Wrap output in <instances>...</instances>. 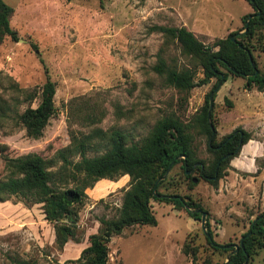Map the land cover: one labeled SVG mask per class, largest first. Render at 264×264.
Returning <instances> with one entry per match:
<instances>
[{"label":"rangeland","instance_id":"obj_1","mask_svg":"<svg viewBox=\"0 0 264 264\" xmlns=\"http://www.w3.org/2000/svg\"><path fill=\"white\" fill-rule=\"evenodd\" d=\"M3 1L13 9L10 25L19 40L4 37L0 44V180L8 176L4 157L33 153L50 160L70 144L71 134L90 135L94 149L86 156L97 157L106 152L111 133H122L128 144L140 143L159 120L171 116L187 126L197 163L211 166L210 139L198 117L216 79L190 90L167 85L154 70L158 57L169 69L193 72L196 83L203 74L199 61L158 28H179L187 21L199 33L195 37L210 47L241 30L242 16L252 11L245 0ZM260 45L264 49V39ZM257 46L252 54L264 75V51ZM46 75L55 84L56 111L42 137L32 139L18 115L39 104ZM244 85V79L229 77L213 99L208 119L216 131L213 143L235 130L251 134L237 157L220 167L217 186L200 179L198 171L186 179L177 165L160 189L199 204L209 214L220 245H239L250 222L264 214V90H246ZM247 147L254 151L242 155ZM192 178L198 182L193 184ZM129 180L127 175L116 182L104 179L86 189V198L74 206L78 219L73 236L63 246L56 242L54 224L45 220L41 204L17 198L0 203V264H82L76 260L89 236L98 233L99 219L116 218ZM106 184L116 186L99 194ZM150 205L157 225L135 226L113 236L107 264L226 262V255L206 244L200 222L184 209L158 201ZM184 246L196 254L194 263L183 254ZM247 264H264V248Z\"/></svg>","mask_w":264,"mask_h":264},{"label":"trees","instance_id":"obj_2","mask_svg":"<svg viewBox=\"0 0 264 264\" xmlns=\"http://www.w3.org/2000/svg\"><path fill=\"white\" fill-rule=\"evenodd\" d=\"M245 1L251 6L252 13L242 17L241 30L230 33L225 39L215 41L210 47L200 42L184 26L158 28L161 33L176 39L187 55L199 61L203 74V78L196 83L193 72L169 69L165 61L158 57L154 70L165 78L167 85L179 90H190L216 79L215 85L206 97L208 102L198 117L201 131L211 139L210 143L208 141V151L214 159L209 168L197 163L187 126L174 116L164 117L140 143L128 144L127 137L122 133H111L106 141L108 147L106 152L97 157L86 156L88 151L94 149V144L91 141L92 137L84 134L80 136L71 134L70 144L57 150L50 160L33 153L16 158L4 157L8 176L0 180V203L17 198L27 204H41L45 220L54 224L56 242L63 246L73 236L78 219L74 206L86 198L85 190L92 188L100 180L116 182L127 175L130 179L129 185L123 191L116 218L99 219L101 227L98 233L89 236V245L82 250L76 260L82 264H107L112 237L120 235L125 229L144 225L156 226L151 201L170 203L175 208L184 209L193 221L200 222L201 214L192 212L197 209L205 212L200 205L181 194L161 192L160 189L169 180V176L162 178L169 167L170 173L175 166L180 165L186 179H190L186 172L192 171V174L198 171L200 179L216 187L220 179V167L237 157L240 146L245 145L251 138L250 133L235 130L220 143L215 144L213 141L216 131L214 128L211 130L208 123L211 117V113L208 116L209 96L212 94L214 99L217 85L219 83L223 85L229 77L244 79L246 90L252 87L258 91L264 90V75L259 71L252 54V49L257 45L260 46V51H264L260 45L264 39V0ZM12 14L13 9L0 0V44L4 37H9L13 42L19 40L17 32L10 25ZM240 31L245 32L238 34ZM233 35L236 37L232 42L230 38ZM249 58H252L253 66ZM55 91V84L46 75L39 104L35 108L29 106L18 115L19 123L27 137L32 139L42 137L45 127L55 115ZM32 98L33 96L30 97ZM0 118H3L2 113ZM2 148L0 147V153ZM76 156L79 157L78 160H75ZM193 179L197 178L191 179L194 184ZM158 180L160 181L157 183ZM63 221H67L68 224L61 223ZM205 231L206 244L214 252H220L226 257L233 253L228 264H242L246 260V255L252 259L258 250L264 248V214L258 215L250 222L248 231L242 235V247L237 253H234L232 244L220 245L214 241L208 213ZM182 252L191 258L192 263L196 261V254L188 251L186 246Z\"/></svg>","mask_w":264,"mask_h":264},{"label":"water","instance_id":"obj_3","mask_svg":"<svg viewBox=\"0 0 264 264\" xmlns=\"http://www.w3.org/2000/svg\"><path fill=\"white\" fill-rule=\"evenodd\" d=\"M249 19H250V18H249ZM246 24H247V23H246ZM244 32H245V31H244ZM238 34H239V33H238ZM235 37H236L235 35L231 36L230 39H231L232 42L235 41ZM249 59H250V62L252 63V66H253L252 58H249ZM220 85H221V83H219V84L217 85V87H216V89H215V92L218 91ZM212 106H213V97H212V94H211V95L209 96V110H208V116H210V112H211ZM209 125H210V129L213 130V126H212L211 124H209ZM240 134H242V133L240 132ZM210 142H211V139L209 140V143H210ZM240 148H241V146H240ZM169 169H170V167L167 169V171H166V173H165V175L163 176L162 179H165V178H166V176H167L168 173H169ZM191 172H192V171H188V172H186V175L191 174ZM160 180H161V179H160ZM160 180H158L157 183H158ZM193 182H194V183H197V179H193ZM192 212H196V213L201 214V219H200L201 229H202L203 232H205V235L207 236V233H206V231H205V219H206L207 213H206V212H203V211H201V210H199V209L194 210V211H192ZM240 247H242V241L239 243V245H234V249H235L234 253H237ZM231 255H233V253H229V254L227 255V257H226V262H225L224 264H228V263H229V260H230V256H231ZM248 259H249V257H248V255H246V260H245L244 263H242V264H247V263H248Z\"/></svg>","mask_w":264,"mask_h":264},{"label":"crops","instance_id":"obj_4","mask_svg":"<svg viewBox=\"0 0 264 264\" xmlns=\"http://www.w3.org/2000/svg\"><path fill=\"white\" fill-rule=\"evenodd\" d=\"M250 13H252V11L247 12V13L244 14L243 16H245V15H247V14H250ZM243 16H242V17H243ZM183 26H185V28H186L188 31L192 32L195 36H196V35H199V33L197 32L195 26H191L187 21L184 22ZM230 32H232V31H229L228 33H230ZM253 151H254L253 148H249V147H247L245 151H244V149H243V151H242V155H247L249 152H253ZM101 181H102V180H101ZM97 183H98V182H97ZM95 185H96V184H95ZM115 186H116V185H109V184L103 185V190H101V191L98 192V193L101 194V192H108V191H111L113 188H115ZM111 188H112V189H111Z\"/></svg>","mask_w":264,"mask_h":264}]
</instances>
